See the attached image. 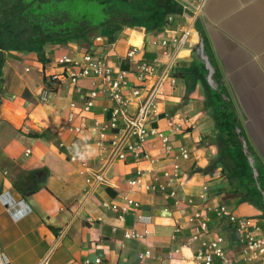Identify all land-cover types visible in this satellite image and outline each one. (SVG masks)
Masks as SVG:
<instances>
[{
  "label": "crops",
  "instance_id": "obj_1",
  "mask_svg": "<svg viewBox=\"0 0 264 264\" xmlns=\"http://www.w3.org/2000/svg\"><path fill=\"white\" fill-rule=\"evenodd\" d=\"M173 1L178 9L171 13L173 19L167 21V15L164 24L154 29L111 22L115 29L102 25L82 37L46 43L45 63L33 52L5 58L0 83V264H95V256L103 264H196L194 244L183 246L195 224L190 220L194 207L183 200L192 197L200 202L203 184L208 186L211 204H226L239 215L262 214L230 190L219 165L208 168L219 152L214 121L203 108L207 90L199 77L206 74L205 68L194 48L201 35L240 119L243 136L264 167V0ZM182 28H189L190 36L172 70L176 85L166 83L167 99L159 104L160 113L151 122L167 130V117L172 121L180 116L190 118L173 141L175 147L185 145L190 151L181 163V181L175 185L179 203L159 192H137L132 196L140 208L124 214L123 221L104 210L101 201L129 189L127 179L136 167L129 157L115 161L107 171L110 185L100 186L80 206L78 198L87 186L81 163L97 170L108 156V147L99 151L94 138L97 126L109 116L111 101L105 87L94 105L83 110L82 102L99 80H55L52 75L63 70L57 60L62 55L79 59L88 52L106 59L115 69H126L128 64L119 59L130 46L140 50L138 58L165 60L163 47L152 41L179 36ZM71 110L73 125H85L83 134L66 128ZM146 146L162 159L155 172L171 170L159 144L154 149ZM88 215L102 216V220L88 222ZM177 223L181 229L174 232ZM214 225L212 220L209 227ZM132 230L142 236L125 238L124 232ZM174 247L180 252L167 258ZM226 250L234 253L237 246L230 242ZM145 251L150 256L139 259L138 253Z\"/></svg>",
  "mask_w": 264,
  "mask_h": 264
},
{
  "label": "built area",
  "instance_id": "obj_2",
  "mask_svg": "<svg viewBox=\"0 0 264 264\" xmlns=\"http://www.w3.org/2000/svg\"><path fill=\"white\" fill-rule=\"evenodd\" d=\"M171 19L172 16L168 15L167 21ZM180 31L179 36L152 41V44L163 47L161 53L166 57L165 60L158 57L152 60L138 58L140 50L136 46H130L119 59V63L128 64L126 69H115L106 59L88 52L83 53L79 59L62 55L57 60L63 70L52 75L55 80L68 79L70 83L87 77L99 80L98 86L90 90L82 102L83 110L87 111L94 105L95 99L105 87L111 101L109 116L104 123L97 126L94 138V144L99 151L108 147V156L97 170H91L86 162L81 163L82 170L87 172V186L78 198L80 206H84L100 186L110 185L107 171L111 165L129 157L136 166L133 174L127 179L129 189L123 195L101 201L100 206L104 210L113 212L119 221H123L124 214L136 213L140 208V202L132 196L137 192H159L165 199L172 198L175 204L179 203L175 185L181 181V163L190 157V151L185 145L175 147L173 141L174 137L188 126L190 118L180 116L172 121L171 117H167L170 123L167 130L154 127L151 122L160 113L159 104L167 99L164 90L166 83L171 87L176 85L172 70L179 51L190 36L189 28H182ZM42 97L46 98L45 95ZM74 106L75 103L72 102L70 107ZM69 114L66 128L83 134L85 125H73L75 114L72 110ZM148 144L152 149L159 144L165 157L163 160H170L171 170L155 172L162 159L150 153L151 149L146 146ZM60 145L62 146V143ZM71 159L74 160L75 156ZM147 176L149 180L146 179ZM203 185L200 202L192 197L183 200L185 205L194 207L190 220L195 224L183 246L194 244L193 257L196 264H264V216L239 215L226 204H211L207 197L208 186ZM86 220L101 221L102 216L88 215ZM212 220L215 225L210 228L209 223ZM180 229L181 225L177 223L174 232ZM141 236V233L134 230L124 232L125 238ZM230 242L237 246V250L231 254L226 250ZM178 252L179 247L171 248L166 257L172 258ZM149 256L148 251L138 253L139 259ZM93 262L103 264L99 256H95Z\"/></svg>",
  "mask_w": 264,
  "mask_h": 264
},
{
  "label": "trees",
  "instance_id": "obj_3",
  "mask_svg": "<svg viewBox=\"0 0 264 264\" xmlns=\"http://www.w3.org/2000/svg\"><path fill=\"white\" fill-rule=\"evenodd\" d=\"M177 10L173 0H0V83L2 64L5 58H17L15 53L33 52L45 63L43 46L46 43L82 37L102 25L108 30L115 29L117 26L111 22L151 30L163 25L165 17ZM214 77L217 89L208 85L204 73L199 77L207 90L203 108L214 121L219 152L208 168L219 165L230 190L239 194L240 201L260 209L264 216L261 193L235 131L240 128L243 135L240 119L231 100L222 97L227 96L226 88L217 72ZM248 148L251 151L249 145ZM251 153L258 171L257 181L264 190V167L255 153Z\"/></svg>",
  "mask_w": 264,
  "mask_h": 264
},
{
  "label": "water",
  "instance_id": "obj_4",
  "mask_svg": "<svg viewBox=\"0 0 264 264\" xmlns=\"http://www.w3.org/2000/svg\"><path fill=\"white\" fill-rule=\"evenodd\" d=\"M194 52H195L196 58L202 61L204 68L206 69V74H205L206 82L208 83V85L212 89H217L218 82H216L215 77H214V72L216 69L214 68V66L211 64V62L209 60V57L207 54L208 52H206V50H205L204 42H203L201 35L199 36V41H198L196 47L194 48ZM222 97L225 100L227 99L225 94H223ZM235 131L239 136L238 140L241 143L242 151H243V153H245V156L249 162V165H250L251 169L253 170L252 173H253V177L255 179V184H256L257 189L261 193L262 202L264 205V190H262L260 188L259 182L257 181L258 171L256 170V167L254 166V157L252 156V153L248 148V144L246 142L245 137L240 133V128H236Z\"/></svg>",
  "mask_w": 264,
  "mask_h": 264
},
{
  "label": "clouds",
  "instance_id": "obj_5",
  "mask_svg": "<svg viewBox=\"0 0 264 264\" xmlns=\"http://www.w3.org/2000/svg\"><path fill=\"white\" fill-rule=\"evenodd\" d=\"M82 158V157H81Z\"/></svg>",
  "mask_w": 264,
  "mask_h": 264
}]
</instances>
